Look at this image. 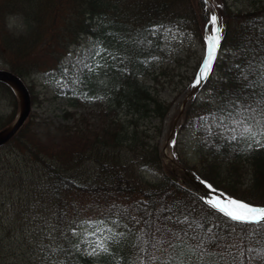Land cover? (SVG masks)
I'll list each match as a JSON object with an SVG mask.
<instances>
[{
	"label": "trees",
	"instance_id": "1",
	"mask_svg": "<svg viewBox=\"0 0 264 264\" xmlns=\"http://www.w3.org/2000/svg\"><path fill=\"white\" fill-rule=\"evenodd\" d=\"M214 10L224 38L207 83L183 115L179 132L190 129L200 141L197 160L185 158L182 164L216 190L264 207V148H248L239 137L232 141L230 132L217 127L229 100L248 91L241 88L243 79L233 82L234 69L260 49L264 4L242 11L227 0H0V63L32 83L27 86L32 105L42 102L32 77L49 70L57 71L54 79L63 78L56 97H67L71 106L86 98L105 100L99 127H81L80 119L44 140L30 116L0 148V264H149L153 237L183 235L187 224L177 218L185 216L198 223L207 218L201 228L232 238L245 256L248 246L264 248L259 236L252 235L250 245L241 240L246 235L241 226L212 210L202 194L180 182L178 168L164 163L157 138L171 103L140 79L154 74L165 57L168 28L203 41ZM14 13L26 17V36L17 38L6 28L5 17ZM82 39L95 49L82 76L74 77L64 72V57ZM0 99L8 107L0 110L1 131L15 121L20 102L4 82ZM73 116L65 110V119ZM151 118L160 123L156 134L144 127ZM89 221L102 228L95 255L80 249L74 231ZM244 264L261 261L245 258Z\"/></svg>",
	"mask_w": 264,
	"mask_h": 264
},
{
	"label": "rangeland",
	"instance_id": "2",
	"mask_svg": "<svg viewBox=\"0 0 264 264\" xmlns=\"http://www.w3.org/2000/svg\"><path fill=\"white\" fill-rule=\"evenodd\" d=\"M228 5L234 10H251L255 6L264 4V0H227ZM212 32V27L204 32V41L201 42L190 34L184 35L182 32L168 28L164 37L163 51L165 57L158 62L157 70L154 74L147 77H142L147 85L159 90L162 100L171 103V109L167 116L161 123V130L158 134L157 141L159 143L160 152L163 161L169 165L171 169H176L178 163H182V159H188L191 162L197 160V144L199 138L190 130H184L179 133L180 120L182 117L181 108L183 101L192 90L195 79L198 75L200 67L206 57V37ZM89 43L84 40L77 47L72 48L69 54L65 69L66 73L73 71L70 67L72 63H86V58H82L87 50ZM218 56V53H217ZM6 66L0 63V69ZM81 66H78L77 71H81ZM166 70L162 74L160 71ZM56 71L52 70L48 73H41L35 75L33 83L39 92L41 104L33 105L31 108V118L33 128L38 135L47 140L50 137L56 136L60 130L65 126H80L95 128L99 127L103 122L102 110L105 105L103 99L86 98L81 103L74 107L71 106L66 97H56L55 87L61 84L62 78L54 81L53 78ZM158 75V81L154 77ZM28 85L32 84L29 80L26 81ZM191 99L189 100V102ZM189 104V103H188ZM70 109L74 112V116L70 119H65L64 112ZM0 110L5 113L8 111L7 103L5 100L0 99ZM181 115V117H180ZM180 117L179 119H177ZM177 119L176 124L175 120ZM168 123V130L166 126ZM159 120L151 118L144 123V127L149 129V132L156 134ZM157 125V127H155ZM175 140V146L170 142ZM177 176L180 182L184 185L187 181L183 178L181 168L177 170ZM146 178L155 180L154 173L146 172ZM102 228L99 223L86 222L81 223L76 228L75 232L79 238V247L84 252H93L99 246L97 240V233L101 232Z\"/></svg>",
	"mask_w": 264,
	"mask_h": 264
},
{
	"label": "snow or ice",
	"instance_id": "3",
	"mask_svg": "<svg viewBox=\"0 0 264 264\" xmlns=\"http://www.w3.org/2000/svg\"><path fill=\"white\" fill-rule=\"evenodd\" d=\"M218 16H210L212 32L206 37V58L195 79L193 87L203 86L207 83L210 73L223 40V25L220 24ZM260 49L254 55L246 56L244 63L235 66L237 76L233 78L234 83H239L241 79L245 83L242 89L235 95V99L229 100V107L226 113L219 117L218 128L231 133L229 139L245 143L248 148L255 145L264 148V31L260 33ZM244 45H240L243 47ZM251 77V79H249ZM95 99V97H93ZM175 146V140L170 142ZM206 183V182H204ZM210 191L215 192L210 184H206ZM206 202L211 209L222 214L233 224L240 225V231L246 235L240 239H248L249 245L252 243V235L259 236L264 242V207L253 206L249 203L234 198H206ZM169 220L172 217H168ZM195 220L189 221L185 216L183 220L177 218L178 223L187 224V228L180 232H171L172 239L156 240L153 237L152 249L149 252V264H244L245 258L248 261L259 259L264 264V248L254 249L248 246L245 252L241 251L238 242L230 237H225L218 232H214L211 227L201 228V223ZM189 230L192 234L189 235ZM235 230V229H234ZM251 234V235H249ZM167 244V247L164 245ZM220 248V253L212 249ZM236 249L234 253L232 250ZM145 249H142L144 251ZM103 251L107 252L108 247L104 246ZM160 252L161 256L155 253ZM95 255V252H93ZM229 257L231 258L229 260ZM142 264V262H141Z\"/></svg>",
	"mask_w": 264,
	"mask_h": 264
},
{
	"label": "water",
	"instance_id": "4",
	"mask_svg": "<svg viewBox=\"0 0 264 264\" xmlns=\"http://www.w3.org/2000/svg\"><path fill=\"white\" fill-rule=\"evenodd\" d=\"M206 1L209 2V0H206ZM0 81L6 82L9 85L13 86L17 90L18 95L21 99V103H22L21 113H20L18 119L16 120V122L14 123V125L11 126L10 128H8L7 130L0 132V146H1L5 142H7L11 137H13L14 134L24 124V122L26 121V119L28 118V116L30 114L31 107H30L29 93H28L27 87H26L25 83L17 75L13 74L7 68L0 69ZM198 87H199V85L197 86V88ZM193 92L189 95V97L193 94ZM188 98H186V100L184 101V107L187 104ZM176 122H177V120L175 121V124H176ZM187 174L190 176V174L188 172H187ZM192 181L194 183H196L198 185L199 189L204 191L205 194L214 195L215 197L221 196V198H226L225 196H222L220 193H218L216 191L215 192L210 191L209 188L206 187V185L200 184L194 178H192Z\"/></svg>",
	"mask_w": 264,
	"mask_h": 264
},
{
	"label": "clouds",
	"instance_id": "5",
	"mask_svg": "<svg viewBox=\"0 0 264 264\" xmlns=\"http://www.w3.org/2000/svg\"><path fill=\"white\" fill-rule=\"evenodd\" d=\"M5 26L17 38L26 36L29 32V24L22 13L9 14L5 17Z\"/></svg>",
	"mask_w": 264,
	"mask_h": 264
},
{
	"label": "bare ground",
	"instance_id": "6",
	"mask_svg": "<svg viewBox=\"0 0 264 264\" xmlns=\"http://www.w3.org/2000/svg\"><path fill=\"white\" fill-rule=\"evenodd\" d=\"M168 127H169V126H168V123H167L166 130H168Z\"/></svg>",
	"mask_w": 264,
	"mask_h": 264
}]
</instances>
